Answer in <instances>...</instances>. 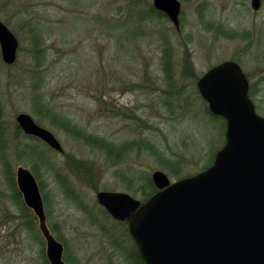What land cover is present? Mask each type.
<instances>
[{"label":"rangeland","instance_id":"1","mask_svg":"<svg viewBox=\"0 0 264 264\" xmlns=\"http://www.w3.org/2000/svg\"><path fill=\"white\" fill-rule=\"evenodd\" d=\"M178 1L180 30L153 0H0L19 41L13 65L0 48V264H50L39 219L16 196L19 167L38 181L66 264H140L128 224L97 194L143 200L156 171L176 181L211 166L226 122L208 113L197 82L222 62L240 64L264 116V0L259 12L251 0ZM21 113L64 151L27 136Z\"/></svg>","mask_w":264,"mask_h":264},{"label":"water","instance_id":"2","mask_svg":"<svg viewBox=\"0 0 264 264\" xmlns=\"http://www.w3.org/2000/svg\"><path fill=\"white\" fill-rule=\"evenodd\" d=\"M263 0H252L260 11ZM179 27L181 3L154 0ZM3 61H17L19 41L0 21ZM209 112L226 121V142L214 162L193 176L172 181L156 171L159 190L146 201L128 193L102 191L98 203L119 222H127L145 264H264V116L250 97V81L240 64L225 61L197 82ZM22 131L50 148L63 146L26 113L16 118ZM17 186L39 219L50 264H66L64 246L52 234L38 181L26 167L17 170Z\"/></svg>","mask_w":264,"mask_h":264},{"label":"trees","instance_id":"3","mask_svg":"<svg viewBox=\"0 0 264 264\" xmlns=\"http://www.w3.org/2000/svg\"><path fill=\"white\" fill-rule=\"evenodd\" d=\"M251 94V93H250ZM208 113L213 117V118H222V117H220V116H215V115H212L209 111H208ZM223 119V118H222ZM225 120V119H224ZM226 122V121H225ZM225 140H226V135H225ZM101 146H102V148H109V149H111L112 147H110V146H108L105 142H101ZM112 150V149H111ZM110 152H112V151H110ZM218 152V151H217ZM35 153V152H34ZM34 155V154H33ZM216 155V154H215ZM35 156H36V153H35ZM37 157H39L40 159H38L39 161H41L42 162V158L39 156V155H37ZM111 157V160L113 161H117V162H123L124 161V159L125 158H123L122 160L121 159H117V158H114V157H112V156H110ZM215 159V158H214ZM214 159H213V161H214ZM121 160V161H120ZM165 160V163H164V166H165V168L170 172V174L171 175H173L174 177H179L180 175H181V170L180 169H178L175 165H174V163H172V160H169L168 158H165L164 159ZM113 161V162H114ZM212 161V162H213ZM168 163H170V165H168ZM213 164V163H212ZM211 164V165H212ZM195 175V174H194ZM190 176H193V175H188L187 177H190ZM182 178H186V176L185 177H182ZM182 178H178V180L179 179H182ZM149 182H148V185L146 186V188L144 189V197H143V201H146V200H148L150 197H152L154 194H156L159 190L157 189V187L155 186V184H154V182L153 181H151V180H148ZM14 187H16V186H14ZM16 196L18 197V199L19 200H21L22 199V194L17 190V187H16ZM105 210V209H104ZM105 212L108 214V212L105 210ZM129 230V229H128ZM128 233H129V236L132 238V236H131V234H130V232L128 231ZM133 239V238H132ZM134 241V240H133ZM135 242V241H134ZM136 246V245H135ZM136 251H137V255H138V258H139V263L140 264H145L144 263V261L141 259V257H140V255H139V252H138V250L136 249Z\"/></svg>","mask_w":264,"mask_h":264},{"label":"flooded vegetation","instance_id":"4","mask_svg":"<svg viewBox=\"0 0 264 264\" xmlns=\"http://www.w3.org/2000/svg\"><path fill=\"white\" fill-rule=\"evenodd\" d=\"M252 1V0H251ZM153 7H154V9H155V11L157 10L160 14H162V15H164V17H166V18H168L169 20H171L170 18H169V16L165 13V12H162V11H159L158 9H156V7L154 6V0H153ZM256 12V11H255ZM257 12H259V11H257ZM172 21V20H171ZM173 23V22H172ZM179 23H181V20H180V16H179ZM176 29L177 30H180V24H179V27H176ZM33 211V210H32ZM37 217V216H36ZM124 223H126V222H124ZM136 245V244H135ZM136 249L138 250V248H137V245H136Z\"/></svg>","mask_w":264,"mask_h":264}]
</instances>
